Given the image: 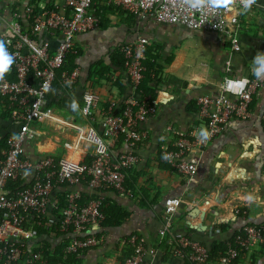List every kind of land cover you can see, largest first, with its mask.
<instances>
[{
    "label": "crops",
    "instance_id": "0c3cea01",
    "mask_svg": "<svg viewBox=\"0 0 264 264\" xmlns=\"http://www.w3.org/2000/svg\"><path fill=\"white\" fill-rule=\"evenodd\" d=\"M64 3L65 0H0V36L9 31L13 12L24 14L28 6L36 13L56 11ZM92 12L101 18V24L77 38L76 69L81 72L78 83L72 91L56 84L47 96L44 108L51 110L54 118L32 124L37 137L25 144L26 159L38 162L51 156L56 160L67 157L91 162L95 147L81 140L73 127L85 131L94 128L102 134L104 116L110 112L122 114L128 97V76L120 48L147 40L145 70L157 66L160 74L153 78L149 75L140 87L149 95L141 90L143 99H150L157 108L156 115L141 127L147 135L144 143L131 147L125 137H120L112 145L113 157L130 153L137 157L126 182L130 193L104 191L105 213L111 226L105 223L104 242L78 256L79 264H125L134 248L123 244L133 235L144 237L148 246L157 250L155 255H146L142 264H190L173 254L175 240L182 235L201 243L210 254L214 246L231 241L247 226L264 229V86L253 97L250 121L229 122L219 137L183 158L197 165L196 182L163 158L165 151H176V139L168 132L170 126L190 139L199 130H207L208 120L199 118L201 98L218 99L228 79L246 83L253 80L252 58L264 52V0H256L247 11H233L239 16L240 27L231 35L161 25L152 17L139 18L98 0ZM232 38L238 39L239 52L234 51ZM53 44L55 48L59 45L58 37ZM88 90L101 98L90 118L83 115L84 93ZM73 100L78 103L75 112L69 107ZM17 131L18 125L1 104L0 149ZM4 151L5 148L0 151L1 157ZM34 177L25 173L11 188L27 186ZM72 191L82 193L84 201L95 194L84 182L56 185L53 194L61 198ZM170 199H178L180 206L173 215L172 230L162 238ZM68 243L55 231L38 228L30 247L42 251L53 262L58 252L64 260L73 258L64 256ZM210 255L209 264H217L219 258ZM237 262L264 264V247L242 254Z\"/></svg>",
    "mask_w": 264,
    "mask_h": 264
},
{
    "label": "built area",
    "instance_id": "2783aa9c",
    "mask_svg": "<svg viewBox=\"0 0 264 264\" xmlns=\"http://www.w3.org/2000/svg\"><path fill=\"white\" fill-rule=\"evenodd\" d=\"M95 1L65 0L64 5L71 12L69 15L63 14L60 8L36 13L33 7L28 6L24 14L13 12L9 31L0 36L9 53L15 57L10 71L0 80V100L5 113L18 125L17 134L7 139L3 157L0 156V264H49L42 251L30 247L38 228L55 231L69 241L65 244V258L78 257L86 250L99 247L105 240L103 229L107 220L104 191L111 189L130 193L126 182L137 157L133 153L113 157L111 149L120 137H125L131 147L143 144L147 135L141 127L157 113L156 104L143 99L140 89L147 72L144 62L149 42L145 39L122 50L123 68L128 76V97L122 114L110 112L105 115L102 134L94 128L85 131L73 127L81 135V140L95 147L91 162H78L67 157L56 160L51 156L32 162L24 157L25 144L37 137L32 124L54 118L53 112L44 108L47 96L56 84L65 91H72L78 83L80 70L69 72L64 68L69 57L77 51V38L93 32L101 24V18L92 12ZM99 1L139 18L152 17L161 25L183 26L193 31L222 35H231L240 27L239 16L233 11L244 10L241 0H234L231 11L213 10L208 6L193 10L183 0ZM55 36L59 38L56 48L53 44ZM232 43L234 51L239 52L238 39L232 38ZM45 84L48 85L47 91ZM263 86L264 79L258 80L254 76L241 92L235 81L228 79L218 99L201 98L198 101L199 118L208 120V138L201 141L196 135L190 139L187 134L175 132L170 126L168 132L176 139L173 145L176 151H165L164 155L169 157L167 161L180 174L196 182L197 165L183 158L219 137L229 122L250 121L253 97ZM86 96L91 100L86 101ZM100 101L101 98L93 91H86L83 115L92 117ZM262 119L264 123V116ZM25 173L35 175L34 181L12 189L11 185ZM83 182L95 193L87 201L78 191L63 193L61 198L53 194L56 185L76 186ZM179 206L178 199L168 200L166 224L160 233L162 238L172 230L173 215ZM242 231L227 244V251L217 264H235L242 254L250 253L258 246L264 247L262 228L247 226ZM127 244L134 248V253L125 264H142L146 255L157 252L139 235L129 237L123 245ZM173 254L190 264L210 263L208 250L186 235L175 240Z\"/></svg>",
    "mask_w": 264,
    "mask_h": 264
},
{
    "label": "clouds",
    "instance_id": "9594fccd",
    "mask_svg": "<svg viewBox=\"0 0 264 264\" xmlns=\"http://www.w3.org/2000/svg\"><path fill=\"white\" fill-rule=\"evenodd\" d=\"M243 4L244 11H247L251 8L253 4L256 3V0H241ZM183 3L188 5L190 9L199 10L205 6L211 7L213 10L224 9L225 11H231V5L234 3V0H183ZM15 57L9 53L7 49L6 42L0 39V80L3 79L4 75L10 71L12 64L14 63ZM253 65V75L259 80L264 79V52H257L252 58ZM240 91L242 92L246 86V81L240 80L235 82ZM45 91L48 90V85H44ZM86 101H90L91 97L86 96ZM70 109L75 112L78 110L77 101L73 100L69 105ZM209 136V133L206 129H201L198 132V139L203 141L206 140ZM167 160L169 157L165 155L163 157ZM249 199H251L249 197Z\"/></svg>",
    "mask_w": 264,
    "mask_h": 264
},
{
    "label": "trees",
    "instance_id": "16d2710c",
    "mask_svg": "<svg viewBox=\"0 0 264 264\" xmlns=\"http://www.w3.org/2000/svg\"><path fill=\"white\" fill-rule=\"evenodd\" d=\"M99 1V0H98ZM103 2V1H102ZM79 55H77V51L75 52V54L73 55V56H71V57H69V60H68V66H67V64L65 65V68H64V70H68L69 72H73V71H75L76 70V59L75 58H77ZM124 56V55H123ZM124 63H125V60H124ZM124 65V64H123ZM124 67V66H123ZM68 68V69H67ZM146 71H147V73H145L146 75H144V76H146V77H149V75H151L152 76V78H153V76H158L159 74H160V71H159V68H157V66H154V68L153 69H151V70H149L148 68H146ZM94 72V71H93ZM93 72H92V76H93ZM94 74H96V75H98V72H94ZM141 85H143V84H141ZM142 90V92L143 93H145V96L146 95H148V94H146V92L143 90V89H141ZM149 96V95H148ZM1 101H0V105H1ZM6 149V142H5V146H3V148H1L0 149V151L2 150V149ZM105 210V209H104ZM106 212H107V209L105 210ZM106 214H108V213H106ZM108 216V215H107ZM108 225L109 226H111L110 225V219L108 218V220H107V222H106V226L108 227ZM264 230V229H263ZM243 231H241V233H242ZM232 241V240H231ZM231 241H227V242H224L223 244H221L220 246H214L213 248H212V252H210V254L212 253V258H220V257H222L224 254H225V252L227 251V243H229V242H231ZM54 254H55V252H54ZM209 254V255H210ZM210 257H211V255H210ZM54 260H53V262L51 261V260H48L49 261V263L50 264H55L56 262H64V264H72V263H75V264H79V261H77V260H79V258L78 257H73V258H71V259H68V260H64V258H63V254L61 253V252H58L55 256H54ZM70 260H72V262H69ZM211 260V259H210ZM236 263H238V262H236ZM235 263V264H236Z\"/></svg>",
    "mask_w": 264,
    "mask_h": 264
},
{
    "label": "rangeland",
    "instance_id": "374dc122",
    "mask_svg": "<svg viewBox=\"0 0 264 264\" xmlns=\"http://www.w3.org/2000/svg\"><path fill=\"white\" fill-rule=\"evenodd\" d=\"M59 8H61L63 14H66V15L71 14V12L67 9V7L65 5L62 4ZM126 47H129V46H126ZM126 47H124V48H126ZM120 50L122 51L123 49L120 48Z\"/></svg>",
    "mask_w": 264,
    "mask_h": 264
}]
</instances>
